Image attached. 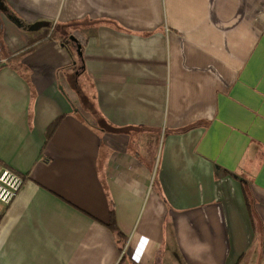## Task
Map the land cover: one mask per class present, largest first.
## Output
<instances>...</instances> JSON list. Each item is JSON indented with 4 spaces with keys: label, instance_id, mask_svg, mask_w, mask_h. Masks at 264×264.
<instances>
[{
    "label": "crops",
    "instance_id": "1",
    "mask_svg": "<svg viewBox=\"0 0 264 264\" xmlns=\"http://www.w3.org/2000/svg\"><path fill=\"white\" fill-rule=\"evenodd\" d=\"M0 166V264H264V0H0Z\"/></svg>",
    "mask_w": 264,
    "mask_h": 264
},
{
    "label": "rangeland",
    "instance_id": "2",
    "mask_svg": "<svg viewBox=\"0 0 264 264\" xmlns=\"http://www.w3.org/2000/svg\"><path fill=\"white\" fill-rule=\"evenodd\" d=\"M37 31H40L41 35H46L48 37H50L51 39H56L58 37V30L59 28L55 27V24H43V25H39L36 28ZM66 38H68V40H70L69 38L71 36H65ZM73 49L76 50L77 49V45L73 44ZM82 52V50H81ZM76 53V52H75ZM77 55V53H76ZM78 57V55H77ZM76 60V58H75ZM76 71L73 72V74L71 75V77L69 79H67L66 83H67V93L69 94V97L71 99V101H75L76 104H74V107H72V110L74 109L75 111H78L80 108L82 109L81 112H78L79 115H83L86 116V113L89 115V117H92L95 120L94 125H97L96 123L100 122L99 120L96 119V115L94 114V108L92 105L91 100L89 99L87 93H85L88 89V86L90 87L89 84H87L89 82L88 79L84 78L81 76V64L77 61L76 65ZM88 85V86H87ZM101 123V122H100Z\"/></svg>",
    "mask_w": 264,
    "mask_h": 264
},
{
    "label": "built area",
    "instance_id": "3",
    "mask_svg": "<svg viewBox=\"0 0 264 264\" xmlns=\"http://www.w3.org/2000/svg\"><path fill=\"white\" fill-rule=\"evenodd\" d=\"M23 177L13 170L0 166V204L8 206L23 185Z\"/></svg>",
    "mask_w": 264,
    "mask_h": 264
},
{
    "label": "trees",
    "instance_id": "4",
    "mask_svg": "<svg viewBox=\"0 0 264 264\" xmlns=\"http://www.w3.org/2000/svg\"><path fill=\"white\" fill-rule=\"evenodd\" d=\"M50 38V37H49ZM60 42H61V44H62V46L64 47V48H66L67 49V51L71 54V56H72V58H76V60L81 64V70H83V68H84V63H83V57H77V55H76V50H74L73 49V44H76L77 46L78 45H80L77 41L76 42H72V41H70V40H68V38H66V37H63V38H61L60 39ZM74 61V60H73ZM76 61V62H77ZM76 66H74V68H73V72H75L76 71V68H75ZM14 70H20V71H25V68H23V67H19V68H14ZM61 117L60 118H57L52 124H50V126L47 128V131H46V140H49L50 138H51V136H52V134H53V132H54V130L56 129V127L58 126V124H59V122L61 121ZM112 225V224H111ZM111 228L112 229H114L113 228V226H111Z\"/></svg>",
    "mask_w": 264,
    "mask_h": 264
},
{
    "label": "water",
    "instance_id": "5",
    "mask_svg": "<svg viewBox=\"0 0 264 264\" xmlns=\"http://www.w3.org/2000/svg\"><path fill=\"white\" fill-rule=\"evenodd\" d=\"M69 39L72 42H76V39L73 36H71ZM76 53H77L78 57H82V52H81V46L80 45L77 46Z\"/></svg>",
    "mask_w": 264,
    "mask_h": 264
}]
</instances>
